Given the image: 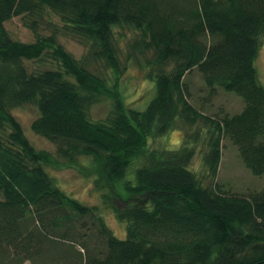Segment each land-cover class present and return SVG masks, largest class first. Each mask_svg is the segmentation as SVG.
I'll return each instance as SVG.
<instances>
[{"label":"trees","instance_id":"16d2710c","mask_svg":"<svg viewBox=\"0 0 264 264\" xmlns=\"http://www.w3.org/2000/svg\"><path fill=\"white\" fill-rule=\"evenodd\" d=\"M52 15L88 48L83 59L59 42L58 29L40 32ZM16 16L33 41L10 32ZM125 27L134 36L123 57ZM262 35L264 0H0V264H264V186L237 192L216 180L226 140L264 175ZM49 57L58 68L30 70L29 62ZM142 57L155 86L147 106L135 109L120 78ZM194 69L207 97L188 85ZM217 88L239 95L241 108L207 112ZM103 94L113 115L96 120L88 110ZM27 103L38 110L32 129L56 153L36 148L13 114ZM182 125L198 129L185 131L179 148H150V139ZM201 139L209 184L191 168ZM82 156L99 169L96 187L125 203L113 204L124 237L49 171ZM87 216L97 241H83V255L75 243Z\"/></svg>","mask_w":264,"mask_h":264},{"label":"rangeland","instance_id":"374dc122","mask_svg":"<svg viewBox=\"0 0 264 264\" xmlns=\"http://www.w3.org/2000/svg\"><path fill=\"white\" fill-rule=\"evenodd\" d=\"M62 26V21L56 17L51 16L50 20L46 23H42L40 32L44 34H51L54 30ZM7 27L10 32L17 38L24 41H33L35 39L34 31L25 26L23 17H13L7 23ZM119 28V27H118ZM59 30V29H58ZM120 34H126L120 36ZM134 36V33L130 32L129 28H122L118 32V37L121 45L124 47L121 56L126 53L129 40ZM59 42L78 59H83L88 52V48L74 35L59 30ZM146 58H141V63L131 62L124 70L120 78L119 90L127 107L135 109H144L149 103L154 93L155 82L149 77V69L147 67ZM30 70L39 71L46 68H58V62L52 60L50 57L43 61H31L28 63ZM257 69L262 82L264 83V35L261 37V46L256 62ZM188 85L194 95V97L202 96L207 97L209 89L206 88L201 74L197 69H194L187 77ZM151 96V97H150ZM208 111L215 112L221 107L231 112H236L242 106V98L235 92L224 91L221 88H217V94L208 101ZM13 114L23 125L25 134L29 138L30 142L38 149L48 150L52 153H56V145L47 137H44L36 133L32 129V123L38 116L37 107L33 104H21L16 106L13 110ZM90 116L96 120L107 119L113 115L112 108L110 107V95L103 94L100 101L95 102L89 107L88 110ZM198 127L185 128L184 125L181 129L172 130L165 135L152 138L149 141L151 149L163 148L177 149L184 141L185 131L193 132ZM223 155L217 173L216 180L224 185L226 188H233L237 192L245 191L246 189L261 188L264 186V175H255L249 169L243 161L240 159L237 147L229 140L224 142ZM206 151V142L204 140L197 141L196 143V155L191 162V168L200 176H204L205 183H210L213 179V175L208 170L204 162V154ZM50 173L53 175L60 187L70 196L75 197L80 202L97 206L100 209L102 218L107 222L113 232L124 237L127 232L125 222L118 219L113 204L124 205L122 199L116 197L115 194H111L109 188L96 187V182L99 181V169L96 167L94 160L88 156L79 157L73 164H62L60 166L49 167ZM212 177V178H211ZM118 191V190H117ZM104 192L110 194V197H104ZM121 193H123L121 191ZM114 198V200H113ZM112 200V201H111ZM88 227H80L79 238L76 240V250L85 255L81 247L83 241H87L90 245L96 243L95 236L96 227L94 226L93 219L87 216ZM94 237V239H91ZM93 241V242H92ZM67 244H71L67 242ZM75 246V245H73ZM22 264H32V260H28Z\"/></svg>","mask_w":264,"mask_h":264}]
</instances>
